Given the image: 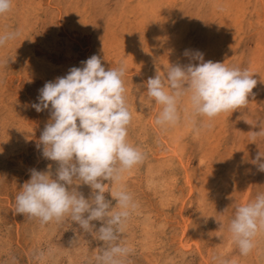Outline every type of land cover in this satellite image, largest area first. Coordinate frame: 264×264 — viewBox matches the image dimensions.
<instances>
[{
	"label": "rangeland",
	"instance_id": "rangeland-1",
	"mask_svg": "<svg viewBox=\"0 0 264 264\" xmlns=\"http://www.w3.org/2000/svg\"><path fill=\"white\" fill-rule=\"evenodd\" d=\"M12 5L8 14L0 16V35L19 34L0 46V264H44V255L54 257L52 264H97V256L106 247L98 234L84 232L71 221L41 224L39 219L15 211L16 196L30 180L31 170L48 171L51 165L55 178L58 166L42 156L40 136L51 120V106L39 113L31 106L39 102L44 86L23 67L25 60H31L23 43L27 49L42 52L41 61L46 58L48 65L58 63L61 72H48L51 81L81 67L93 55L101 58L106 71L125 66L126 102L132 115L127 139L144 154V160L124 172L118 184L105 182L108 199L112 200V192L123 189L136 204L118 234L122 247L134 243L122 264H201L195 252L185 253L179 247L183 218L191 217L187 238L200 228L210 242L219 234L222 222L230 225L238 205L264 193V172L252 163L259 152L264 153V136L253 143L249 133L264 128V89L259 86L261 81L264 84V0H12ZM178 40L177 49L172 48ZM186 50L203 53L204 61L253 74L257 86L247 106L209 120L193 116L189 97L184 96L177 105L179 121L157 125L162 106L148 96L147 80L156 75L164 78L170 66L198 63L185 55ZM250 120L255 121L252 131L243 126ZM237 129L244 131L236 133ZM183 162L193 184L202 180L198 175L205 169L213 171L202 176V185L207 181L211 187L213 213L204 224L197 191H187ZM224 178L229 183L219 186ZM71 187L86 198L92 195L87 185ZM112 204L115 207V200ZM93 223L98 229L100 222ZM69 239L87 248L83 258L81 254L72 256L74 244L67 246ZM142 239L154 240L152 250L144 247ZM236 249L240 254L238 246ZM253 250L244 264H252L251 259L264 264L263 251ZM152 255L158 260L149 261Z\"/></svg>",
	"mask_w": 264,
	"mask_h": 264
},
{
	"label": "clouds",
	"instance_id": "clouds-1",
	"mask_svg": "<svg viewBox=\"0 0 264 264\" xmlns=\"http://www.w3.org/2000/svg\"><path fill=\"white\" fill-rule=\"evenodd\" d=\"M12 0H0V16L12 10ZM17 32L0 35V46L18 37ZM185 55L198 63L170 66L164 78L156 75L147 80V93L162 111L155 123L175 125L179 119L178 102L189 97L193 116L214 119L222 113H233L249 103L257 86L247 69L228 67L225 63L204 61L203 53ZM73 67L68 74L40 89L38 103L31 106L39 113L50 108L51 120L40 136L42 156L56 162L55 178L48 171L31 170L27 181L16 196L17 214L37 218L41 224L71 221L91 235H97L106 247L97 256V264H122L129 250L118 243V234L136 208L126 190L105 195L106 184H118L122 175L144 160V154L128 142L132 115L126 102L123 64L105 70L101 58L93 55ZM253 143L264 136L249 132ZM264 153L259 152L253 164L264 172ZM107 182V183H105ZM84 184L92 189L86 198L73 185ZM93 221L100 222L97 225ZM264 231V193L254 200L238 205L229 225V232L241 255L255 247V238Z\"/></svg>",
	"mask_w": 264,
	"mask_h": 264
},
{
	"label": "bare ground",
	"instance_id": "bare-ground-1",
	"mask_svg": "<svg viewBox=\"0 0 264 264\" xmlns=\"http://www.w3.org/2000/svg\"><path fill=\"white\" fill-rule=\"evenodd\" d=\"M37 1V0H36ZM150 1V0H149ZM153 1V0H152ZM230 1V0H229ZM254 1V0H253ZM146 2V1H145ZM261 2V1H260ZM24 3V2H23ZM28 3V2H27ZM203 3V2H202ZM231 3V2H230ZM246 3V2H245ZM29 4V3H28ZM27 4V5H28ZM186 4V3H185ZM195 4V3H194ZM215 4V3H214ZM149 5V4H148ZM208 5V4H207ZM244 5V4H243ZM212 6V5H211ZM218 6V5H217ZM224 6V5H223ZM241 6H242V4H241ZM31 7V6H30ZM33 7V6H32ZM231 7V6H230ZM198 8V7H197ZM225 8V7H224ZM26 9V8H25ZM35 9V8H34ZM153 9V8H152ZM150 10V9H149ZM148 11V10H147ZM155 11V10H154ZM153 11V12H154ZM211 11H212V9H211ZM242 12V11H241ZM156 13V12H155ZM212 13V12H211ZM46 14V13H45ZM159 14V13H158ZM27 16V15H26ZM60 16V15H59ZM127 16V15H126ZM55 17V16H54ZM118 17V16H117ZM117 17H116V20H117ZM121 17V16H120ZM125 17V16H124ZM123 17V18H124ZM132 17V16H131ZM148 17H150V16H148ZM263 17H264V14H263ZM52 18V17H51ZM163 18V17H162ZM134 20V19H133ZM141 20V19H140ZM156 21V20H155ZM232 20H230V22H231ZM143 22V21H142ZM154 22V21H153ZM145 24V23H144ZM159 25V24H158ZM62 26V25H61ZM147 26V25H146ZM264 26V25H263ZM167 28V27H166ZM166 28H165V30H166ZM241 28V27H240ZM129 30H130V27H129ZM155 30H156V28H155ZM258 30V29H257ZM238 31V30H237ZM240 31V30H239ZM143 35V34H142ZM156 35V34H155ZM132 36V35H131ZM134 36H136V35H134ZM157 37V36H156ZM129 38V37H128ZM137 38H138V36H137ZM159 38V37H158ZM157 38V39H158ZM178 38H180L179 36H178ZM161 39V38H160ZM230 39V38H229ZM126 40V39H125ZM177 40V39H176ZM232 40V39H231ZM12 41V40H11ZM14 42V41H13ZM16 42V41H15ZM175 42H177V41H175ZM180 41L178 40V42L177 43H173V44H171V47L172 48H176L177 49V47L176 46H178L180 43H179ZM172 43V42H171ZM217 43V42H216ZM256 43V42H255ZM57 45V44H56ZM62 45V44H61ZM61 45H60V47H61ZM111 45V44H110ZM23 46L24 47H26L25 49H24V51H25V53H31L30 55H27V57H31V60H30V62L28 63L26 60H25V63L26 64H24L25 66H23L27 71H28V73H30L33 77H35L36 79L37 78H39L40 79V81H41V83L43 84V86L45 85V83L46 82H54L55 80H49V78H48V72H50V73H52V75H53V73H56V72H61L60 70H58L59 68H57L58 66H56V64L58 65V63H56V64H54V65H48L50 62H49V60H46V58H43L44 60L43 61H41L42 60V52H38L37 50H33V49H31V48H29V49H27L28 47H27V44H24L23 43ZM238 47V46H237ZM213 48V47H212ZM233 48V47H232ZM38 49V48H37ZM52 51H54V49L52 50ZM209 51V50H208ZM69 52V51H68ZM210 52V51H209ZM25 53H23L24 55H25ZM260 54V53H259ZM264 55V54H263ZM26 56V55H25ZM24 57V56H23ZM40 57H41V59H40ZM25 59H26V57H25ZM46 62V63H45ZM61 63V62H60ZM125 63V62H124ZM255 65H253V67H254ZM82 67V66H81ZM257 67V66H256ZM25 70V71H26ZM26 71V72H27ZM53 71V72H52ZM141 73V72H140ZM163 74V73H162ZM52 75L50 76L51 78L50 79H53L54 77H52ZM142 75V74H141ZM253 75V74H252ZM63 76H66V74H64ZM32 77V78H33ZM56 78H58V77H56ZM56 78H54V79H56ZM264 79V78H263ZM38 80V79H37ZM262 82V81H261ZM260 82V84H259V86L261 85V87H262V90L264 89V84H262ZM260 88V87H259ZM261 90V89H260ZM259 90V92L261 93V91ZM257 95H259V96H261L259 93L257 94ZM256 96V95H255ZM258 97V96H257ZM256 102V101H255ZM13 104V103H12ZM184 104V103H183ZM189 105V104H188ZM51 108V107H50ZM156 108V107H155ZM49 112H50V110H49ZM229 114H231V112L229 113ZM221 115V114H220ZM218 116L219 118L220 117H222V116ZM207 118V117H206ZM223 118V117H222ZM6 119H7V117H6ZM221 119V118H220ZM263 119V122H264V118H262ZM1 120V119H0ZM238 120V119H237ZM218 121V120H217ZM220 121H222V120H220ZM4 122V121H3ZM150 122V121H149ZM219 122V121H218ZM251 122V123H250ZM138 123V122H137ZM254 123H255V121L253 122V124H252V121L250 120V121H248V122H244L243 123V126L246 128V130H248V131H252L253 130V127H254ZM29 130V129H28ZM234 130H235V128H234ZM218 131V130H217ZM238 131H244V129L243 130H236L235 132L237 133ZM212 132V131H211ZM203 133H204V131H203ZM196 134V133H195ZM197 135V134H196ZM184 136V135H183ZM198 136V135H197ZM241 136V135H240ZM243 136H245V135H243ZM243 136H241V137H243ZM182 137V136H181ZM222 137V136H221ZM246 138V137H245ZM177 139V138H176ZM211 140V139H210ZM247 140V139H246ZM252 140V139H251ZM163 142V141H162ZM185 143V142H184ZM139 144V143H138ZM185 145V144H184ZM173 148V147H172ZM171 150V149H170ZM174 151V150H173ZM174 153L175 154H177V151H174ZM173 154V153H172ZM162 155V154H161ZM164 157V156H163ZM179 160V159H178ZM166 161V160H165ZM156 162H158V161H156ZM170 162V161H169ZM168 163V162H167ZM183 164H184V166H182V169H184V174H185V177H186V181H185V183H187L188 184V186H189V189L187 190V191H189V192H192L193 191V189H194V191H197V197H198V208H199V210L198 211H200L201 212V210L203 209V212H201V215H203L202 216V218H204V220L202 221V223L201 224H204V222L206 223L207 222V218H210L212 215H213V213H211L210 211V207H209V205H210V201H211V199L212 198H210L209 196H210V193H209V191L211 190V187H210V184L206 181L203 185H202V180H203V174H204V172H208V174L207 175H209V174H212V170L209 168V169H205L206 171H203V172H201V175H198V177H200V178H202V180H198V183H196V184H193V180H192V178H191V175L189 174V171H188V169H187V166H186V164L183 162ZM209 166V165H208ZM56 168L58 167V166H55ZM236 170H238V169H236ZM218 172V171H217ZM224 173V172H223ZM240 173V172H239ZM142 175V174H141ZM230 177H232L231 175H230ZM243 177V176H242ZM164 178V177H163ZM166 179V178H165ZM143 181V180H142ZM225 181L226 182H228L229 183V181L226 179V178H224V180H223V183H220V184H218L219 186H223L224 185V183H225ZM210 182V181H209ZM165 185V184H164ZM147 186V185H146ZM171 186H173V185H171ZM179 187V186H178ZM172 189V188H171ZM181 189V188H180ZM186 190V189H185ZM191 190V191H190ZM165 193V192H164ZM231 195V194H230ZM247 196H248V194H247ZM195 197V196H194ZM217 198H218V196H217ZM182 203L184 204V200H182ZM243 203H245V202H243ZM177 211V210H176ZM132 215V214H131ZM183 218V217H182ZM185 219V220H184ZM224 219V218H223ZM183 228L181 229L182 230V237H181V239H179L180 240V245H179V247L181 248V250L183 249V251L185 252V253H187V252H195L198 256H199V258H200V260L202 261L201 262V264H215V262H226V264H244L245 262H244V260L246 259V258H248V259H250L251 258V256H245V258L243 259V255H241V254H237V252H235L237 249H236V243L234 242V240H233V238H232V236H231V233L229 232V224L228 225H226L224 222H222V228H221V230H220V232H219V234H217V235H215V238H214V240L212 241H210L209 242V239H206L204 236H203V230L202 229H200V228H196L195 230H194V232H193V235H191V236H189L188 238H187V234H188V232H189V224H187L189 221H191V217H188V219L187 218H183ZM227 223V222H226ZM137 224V223H136ZM57 227V226H56ZM199 227V226H198ZM202 227H203V225H202ZM52 230V229H51ZM218 230V231H219ZM210 233V232H209ZM205 235V234H204ZM132 236V235H131ZM151 236H147V238H150ZM144 238V237H143ZM185 238H187V240L185 241L184 239ZM70 241H67L66 243V245L68 246L70 243H73L74 244V247L72 248V250L74 251V255H72V256H76V257H79L80 256V254H81V257L83 258L84 257V253H86V251H87V248L86 247H84L82 244H80V243H76V241L77 240H71V239H69ZM143 240V239H142ZM145 240H146V238H145ZM145 240H143V242H144V247L148 250V251H150V250H152V248H151V244L152 243H154V240H150V242H151V244H150V242L149 241H145ZM254 243H255V247H254V250H253V253H256L257 251L259 252V250L260 251H263V253H264V231H261L260 233H258V235H257V237L255 238V241H254ZM147 244V245H146ZM134 245V243L133 242H130L128 245H126V248L127 249H130L132 246ZM256 246H258V247H256ZM60 248H63V247H60ZM142 249H144L143 248V246L141 247ZM173 248V247H172ZM177 248V247H176ZM70 249V248H69ZM259 249V250H258ZM154 250V249H153ZM58 251H60V250H58ZM130 251H131V249H130ZM92 253V252H91ZM160 255V254H159ZM182 255V254H181ZM256 255V254H255ZM153 256V255H152ZM44 257H45V259H42V262L44 263V264H52V260L51 259H54V257H52V256H48V255H44ZM75 257V258H76ZM154 258H152V259H149V261H151V260H155V258H156V260H158V256H153ZM252 260V262L255 264V263H257L258 264V262H254L253 261V259H251ZM263 260H264V258H263ZM263 260H261V261H263ZM70 262V261H69ZM145 262H147L146 260H145ZM151 263V262H150ZM149 263V264H150ZM252 263V264H253ZM72 264H74V263H72ZM156 264H157V262H156ZM246 264H248V263H246Z\"/></svg>",
	"mask_w": 264,
	"mask_h": 264
}]
</instances>
